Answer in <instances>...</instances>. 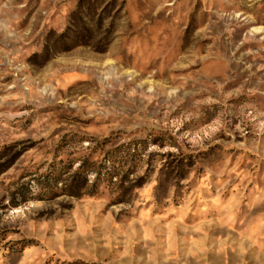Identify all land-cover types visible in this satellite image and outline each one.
<instances>
[{"label": "rangeland", "instance_id": "obj_1", "mask_svg": "<svg viewBox=\"0 0 264 264\" xmlns=\"http://www.w3.org/2000/svg\"><path fill=\"white\" fill-rule=\"evenodd\" d=\"M0 264H264V0H0Z\"/></svg>", "mask_w": 264, "mask_h": 264}]
</instances>
